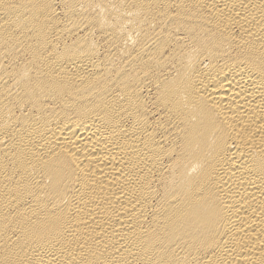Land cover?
Here are the masks:
<instances>
[{
    "label": "bare ground",
    "instance_id": "1",
    "mask_svg": "<svg viewBox=\"0 0 264 264\" xmlns=\"http://www.w3.org/2000/svg\"><path fill=\"white\" fill-rule=\"evenodd\" d=\"M0 264H264V0H0Z\"/></svg>",
    "mask_w": 264,
    "mask_h": 264
}]
</instances>
